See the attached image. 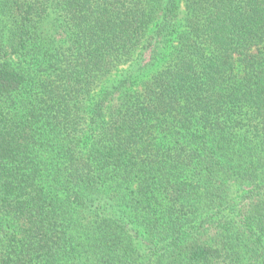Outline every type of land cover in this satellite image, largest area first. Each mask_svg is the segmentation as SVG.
Wrapping results in <instances>:
<instances>
[{
  "label": "trees",
  "instance_id": "trees-1",
  "mask_svg": "<svg viewBox=\"0 0 264 264\" xmlns=\"http://www.w3.org/2000/svg\"><path fill=\"white\" fill-rule=\"evenodd\" d=\"M0 264H264V0H0Z\"/></svg>",
  "mask_w": 264,
  "mask_h": 264
},
{
  "label": "rangeland",
  "instance_id": "rangeland-1",
  "mask_svg": "<svg viewBox=\"0 0 264 264\" xmlns=\"http://www.w3.org/2000/svg\"><path fill=\"white\" fill-rule=\"evenodd\" d=\"M119 74H121V72H118V73L115 74L113 77H117Z\"/></svg>",
  "mask_w": 264,
  "mask_h": 264
}]
</instances>
